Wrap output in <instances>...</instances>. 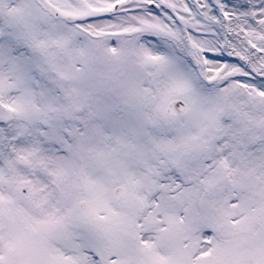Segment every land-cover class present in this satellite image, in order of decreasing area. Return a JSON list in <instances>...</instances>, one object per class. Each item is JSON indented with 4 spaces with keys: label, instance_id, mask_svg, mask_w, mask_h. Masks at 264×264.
<instances>
[{
    "label": "snow or ice",
    "instance_id": "6c2138e0",
    "mask_svg": "<svg viewBox=\"0 0 264 264\" xmlns=\"http://www.w3.org/2000/svg\"><path fill=\"white\" fill-rule=\"evenodd\" d=\"M0 264H264V0H0Z\"/></svg>",
    "mask_w": 264,
    "mask_h": 264
}]
</instances>
